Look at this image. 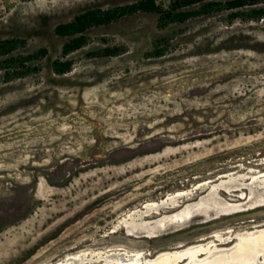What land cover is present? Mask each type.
<instances>
[{
  "label": "rangeland",
  "instance_id": "rangeland-1",
  "mask_svg": "<svg viewBox=\"0 0 264 264\" xmlns=\"http://www.w3.org/2000/svg\"><path fill=\"white\" fill-rule=\"evenodd\" d=\"M138 1L0 0V41H24L15 56L48 52L26 77L7 81L0 68V264L84 251L149 261L264 228V19L213 12L161 28L159 15L139 12L90 29L66 58L72 71L54 74L68 41L58 25ZM106 48L122 53L92 55ZM180 191L189 194L123 223ZM191 204L199 215L187 226L147 232Z\"/></svg>",
  "mask_w": 264,
  "mask_h": 264
},
{
  "label": "trees",
  "instance_id": "trees-1",
  "mask_svg": "<svg viewBox=\"0 0 264 264\" xmlns=\"http://www.w3.org/2000/svg\"><path fill=\"white\" fill-rule=\"evenodd\" d=\"M139 12L159 15V27L161 28L172 23H184L193 18L210 15L213 12H228L231 20L239 18L245 21H260L264 19V5H261V0H172L166 9L150 0H141L107 10L90 9L78 14L70 22L60 24L55 28V34L67 38L68 41L62 47V57L52 63L54 74L62 76L72 71V61L66 58L87 45L86 33L90 29L110 25ZM163 42L167 43V40ZM163 42L155 43L153 56L162 57L166 54L167 45H162ZM24 45L22 40L0 41V68L5 72L7 81L38 72L35 62L45 58L48 54L45 48H41L27 55L15 56L14 53ZM121 53V49L106 48L92 55L109 57L118 56Z\"/></svg>",
  "mask_w": 264,
  "mask_h": 264
},
{
  "label": "bare ground",
  "instance_id": "bare-ground-1",
  "mask_svg": "<svg viewBox=\"0 0 264 264\" xmlns=\"http://www.w3.org/2000/svg\"><path fill=\"white\" fill-rule=\"evenodd\" d=\"M226 183L228 182L223 181L221 182V184L219 183L220 185L218 186L216 184L213 187L212 191L217 193L218 189L221 188ZM205 185H207V182L199 184L200 188ZM188 194H189L188 191L187 192L180 191L177 192L176 195L174 194V196L173 195L170 196L167 200H162L161 202L153 201L147 203L143 208H141V210H137L133 212L131 215H129V217L123 219V223L126 226H128L133 224L136 218L143 219L145 217L153 215L154 213L161 212L160 210L162 209V207L166 206L169 203H175V200L184 197L185 195ZM194 206L195 204H191L187 206V208L183 210L180 214L173 215L167 218L164 217V220H162L158 224L164 226V224H166L167 222H181V220H187L190 217L194 218V216L196 217L197 215H199L193 209ZM199 206L200 203L198 207ZM231 207H236V206H231L230 204H226V209H227L226 212L230 211ZM221 211H225V210H221ZM146 228H148V226ZM149 231H151V229H149ZM133 234H135V232ZM216 241L218 240L211 239V241L209 242H205V243H203L204 241L202 243L198 242V244L189 245L187 247H179L178 249L173 251L161 252L155 255L156 257H154L153 260H149V261L144 260V258L141 255L138 254L128 255L127 253L111 255V256L107 255L105 256V258L103 257L101 258H103L106 261L105 264H264V228L262 229L256 228L255 230L252 231H245L243 233H239L235 236L234 239L231 236V238H228V240L227 239L220 240V242L224 241L223 248L218 247L220 243L217 244ZM89 256L91 258H88ZM95 256L96 254L94 253L88 254L85 253L84 251L83 253H78L76 255L68 256L65 260L59 261L56 264H84L85 262H88L90 264L93 263L96 264L99 260L102 261L101 258L97 259L98 261L93 260ZM260 260H262L263 262L261 263ZM99 264H102V262L101 263L99 262Z\"/></svg>",
  "mask_w": 264,
  "mask_h": 264
},
{
  "label": "water",
  "instance_id": "water-1",
  "mask_svg": "<svg viewBox=\"0 0 264 264\" xmlns=\"http://www.w3.org/2000/svg\"><path fill=\"white\" fill-rule=\"evenodd\" d=\"M192 221H193V217H190L187 220H181V222H167L166 224H164V226H161L160 224L157 223V224L148 226L147 232L151 233L152 231L156 234H163L171 230L183 228L187 226L188 224H190ZM149 229H151V231H149ZM143 231H146V230L143 229Z\"/></svg>",
  "mask_w": 264,
  "mask_h": 264
}]
</instances>
